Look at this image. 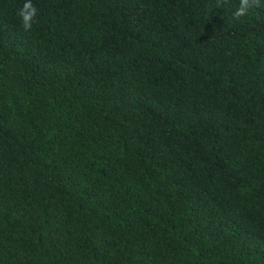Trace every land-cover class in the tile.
Instances as JSON below:
<instances>
[{
	"label": "trees",
	"instance_id": "16d2710c",
	"mask_svg": "<svg viewBox=\"0 0 264 264\" xmlns=\"http://www.w3.org/2000/svg\"><path fill=\"white\" fill-rule=\"evenodd\" d=\"M0 0V264H264V6ZM264 5V0H261Z\"/></svg>",
	"mask_w": 264,
	"mask_h": 264
},
{
	"label": "clouds",
	"instance_id": "9594fccd",
	"mask_svg": "<svg viewBox=\"0 0 264 264\" xmlns=\"http://www.w3.org/2000/svg\"><path fill=\"white\" fill-rule=\"evenodd\" d=\"M261 0H240L239 7L234 11L233 15L236 19L245 16L253 7H262ZM37 7L32 3V0H25L21 8L17 10V15L21 19L24 31H30L33 25L37 22Z\"/></svg>",
	"mask_w": 264,
	"mask_h": 264
}]
</instances>
